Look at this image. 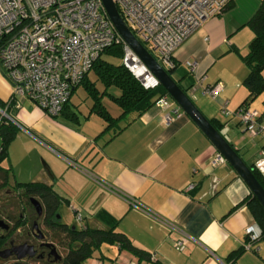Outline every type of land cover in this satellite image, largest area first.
I'll use <instances>...</instances> for the list:
<instances>
[{"label": "crops", "instance_id": "1", "mask_svg": "<svg viewBox=\"0 0 264 264\" xmlns=\"http://www.w3.org/2000/svg\"><path fill=\"white\" fill-rule=\"evenodd\" d=\"M258 2L230 0L219 13L203 18L171 52L177 62L172 75L182 84L189 82L184 60H196L197 72L203 75L201 85L187 91L205 115L222 121L219 131L246 163L253 161L264 145V134H250L234 113L221 111V104L233 110L247 94L242 83L247 66L235 49L243 53L247 48L252 30L245 22ZM261 74L264 77V66ZM214 82L219 88L213 96L202 91V85ZM9 93L10 85L0 72V98L6 99ZM168 97L170 105L153 102L104 130L103 118L88 111L89 106L79 114L69 104L76 110L75 120L63 113L47 114L30 99L20 98L12 107L21 125L17 123L20 128L7 144L9 178L51 183L70 209L72 221L74 212H79L81 223L90 226L114 221L133 243L165 262L264 264V236L244 247L234 259L227 258L231 249L245 242L244 226L254 219L241 201L250 189L226 159L210 162L217 148ZM248 105L264 108V88ZM166 112L169 120L163 118ZM15 141L22 143L23 149L27 148L25 142L38 143L36 155L26 152L25 175H18L22 171L15 170L8 149ZM177 238L181 245L176 244ZM120 250L117 248V253ZM103 253L108 264L116 260L115 255ZM127 257L134 255L124 250L121 260ZM95 258L91 256L83 264H91ZM141 264L156 263L147 260Z\"/></svg>", "mask_w": 264, "mask_h": 264}, {"label": "built area", "instance_id": "2", "mask_svg": "<svg viewBox=\"0 0 264 264\" xmlns=\"http://www.w3.org/2000/svg\"><path fill=\"white\" fill-rule=\"evenodd\" d=\"M113 1L135 36L156 51L164 64H171L169 57L174 47L203 18L219 13L228 0ZM118 41L122 45L121 62L141 84L153 86L159 82L117 32L101 0H0V72L10 85L5 102L17 106L20 98H28L43 112L57 113L95 56L107 45ZM184 63L194 78L188 87L191 93L201 85L203 75L197 72L195 59H185ZM201 87L213 96L219 83ZM168 95L161 93L154 102L170 105ZM171 109L180 113L177 106ZM221 111L234 113L250 134H264V121L261 120L264 108L258 110L242 103L229 110L222 103ZM0 113L11 118L5 107H0ZM170 117L168 112L163 116L165 120ZM65 159L75 163L68 157ZM224 160L218 149L210 157L212 164ZM253 165L264 179V145L258 150ZM73 216L81 220L79 212H74ZM170 225L178 228L175 224ZM244 230L243 246L249 247L259 237L261 229L253 219ZM175 242L181 245L180 238ZM101 263V258L91 262ZM116 264H135V257L123 258Z\"/></svg>", "mask_w": 264, "mask_h": 264}, {"label": "trees", "instance_id": "3", "mask_svg": "<svg viewBox=\"0 0 264 264\" xmlns=\"http://www.w3.org/2000/svg\"><path fill=\"white\" fill-rule=\"evenodd\" d=\"M230 0L226 2L224 7L229 4ZM223 7V8H224ZM118 8V7H117ZM119 10V8H118ZM252 30V36L247 42V48L243 53H240L237 49L242 61L247 66V71L242 78V83L247 88V94L240 101V104H247L264 88V77L261 74V69L264 66V0H259L255 10L250 14L245 22ZM142 44L154 55L152 49L143 41ZM102 53L120 56L122 55L121 42H113L104 47L97 56L92 60L91 65L88 69H92L95 74V78L100 79L103 83V88L99 89L95 84V80L91 79L87 72L88 69L83 73L79 81L82 87L85 89L87 95L91 98L88 111H93L101 116L104 120L102 130L112 127L117 124L120 118H124L127 113L135 111L136 113L141 112L147 108L151 103L155 101V98L165 93V88L157 82L153 86H143L141 82L130 72V70L120 61L114 62L102 56ZM155 56V55H154ZM156 57V56H155ZM171 64L161 63L167 72L172 76L176 83L191 96L187 88L193 82V75L190 70L186 69V75L189 78L187 84L180 83L176 77L172 75L171 70L176 66L175 60L172 54L169 57ZM183 74V75H185ZM76 84L70 89L69 95L61 104L58 113L77 120L76 110L69 106V96L76 86ZM114 84L118 86L119 92L113 93L107 90V86ZM107 94L113 101L120 107V111L117 114H111L108 109L104 106L101 96ZM192 98V97H191ZM237 105V106H238ZM0 107H5L7 115L0 113V187L8 184L11 173L9 164L5 165L1 160L7 155V144L11 138L16 134L18 124L15 118L11 115L12 104L6 103L4 99L0 98ZM53 114V115H56ZM211 124L219 130L222 121L215 115H206ZM126 119V118H124ZM15 120V121H14ZM116 126V125H114ZM116 128V127H115ZM257 180L264 188V179L262 174L253 165V161L247 163ZM11 188L17 194L24 197V202L29 203V195L36 196L42 206V219L45 225L50 229V234L53 231H58L62 234L60 238L62 243L66 245L64 253L58 258H48L49 264H83V259L87 256H92L95 248L99 249L98 254L93 257H107L102 251H100V243H114L120 250H126L132 253L135 257V264H141L143 261L152 260L156 264H172L165 262L158 258L152 257L151 253L133 243L129 236L122 230L115 227V222L109 223L104 226H90V225H75L74 223H68L61 221L56 217V208L60 201L59 193L54 189L51 183L43 180H11ZM248 206L253 218L257 221L260 226L259 237L264 236V208L258 201V199L252 194L247 193L242 200ZM21 208L23 209V203ZM11 216L12 220L9 222L7 229H0V246L3 244L7 235L11 234L12 231L17 229L18 225H24L29 219L28 214L25 216H19L17 213L14 217ZM51 218L49 221L48 219ZM43 232V236L53 243L51 237ZM61 242V241H60ZM244 249L243 244L231 249L227 253L228 259H234Z\"/></svg>", "mask_w": 264, "mask_h": 264}, {"label": "water", "instance_id": "4", "mask_svg": "<svg viewBox=\"0 0 264 264\" xmlns=\"http://www.w3.org/2000/svg\"><path fill=\"white\" fill-rule=\"evenodd\" d=\"M101 1L106 14L110 18L122 39L132 47L143 63H145V65L156 76L160 84L165 88L166 92L171 96V98L199 126V128L204 132V134L209 138L214 146L224 155L225 159L233 166L236 172L245 181L250 189V192L258 199L264 208V188L251 171L250 166L242 159L234 146L222 135V133L211 124L207 116L193 101V98H191V96L182 90V88L176 83V81L167 72L158 59L130 30L122 18L114 1ZM29 200L33 204L35 211L40 213L42 206L39 199L34 195H29ZM0 225L7 227L8 223L0 218ZM32 227L37 237H41L43 235V232L37 226L36 221L32 222ZM44 243L50 245L48 252L52 254L53 258H58L60 256V253L56 250V247L53 243L49 241H45ZM35 250L36 249L31 242L23 240L18 243H13L8 247L0 248V256H6L8 253L13 252L17 258H20L24 255H33Z\"/></svg>", "mask_w": 264, "mask_h": 264}, {"label": "rangeland", "instance_id": "5", "mask_svg": "<svg viewBox=\"0 0 264 264\" xmlns=\"http://www.w3.org/2000/svg\"><path fill=\"white\" fill-rule=\"evenodd\" d=\"M152 51H153L154 55L156 56V58L158 59V61L160 63H164V61L157 54V52L154 50H152ZM102 56L111 60V61H114V62L121 60L120 56L111 55V54H107V53H102ZM87 74L91 79L95 80V84L99 88L103 87L102 81L100 79L95 78L96 76H95L94 72L92 71V69H88ZM107 87L114 92H117L119 90L118 86H116L114 84H110ZM68 101H69V104L74 106L77 109V111L79 112V114H81L82 112L87 111L88 106L90 105V102H91V98L89 97V95H87V93H86L85 89L82 87V85L80 83H78V84H76V86L72 90ZM102 102L104 103V105L106 106L108 111L112 114H115L120 110V107L117 105V103L115 101H113L106 93L102 95ZM251 105H253V104H251ZM11 115L15 118L12 111H11ZM57 115H60V114L58 113ZM127 116H129L128 113L124 118H127ZM19 123L20 122L18 121V124ZM19 125H21V123ZM19 128L20 127L17 128V131L19 130ZM17 142L18 141H15V143H13V145H12V143H10V145H8V149L11 148L13 161L16 163L15 170L19 169L22 171L18 175H25V169H24L25 167L23 166V164H25V160L28 159V155H26V152L29 151V156H30V153H34V155H36L35 149L38 146V143H36L34 141L25 142L27 148L23 149L22 143L18 142V144H17ZM37 159L42 164L43 161H42V158L40 157L39 154H37ZM5 161H7V156H5L3 158V164H5ZM19 177H21V176H19ZM24 177H26V178H23V179H28L27 176H24ZM10 178H9L8 184L2 185L0 187V218L5 220L6 222L7 221L10 222L12 220L11 216H8V215H12V217H14V214H16L19 210H21L22 203L24 202L23 196L17 194L16 192H12L10 190V188L12 187L11 186V179L12 178L11 179ZM19 179H22V178H19ZM56 214H57L56 217H58L61 221H67L68 223H74L77 226L80 225V223H81V220H77L74 217H73V221H72L71 211L63 201H60L58 203L57 208H56ZM32 216L33 215L29 216V219L27 220V224H25L24 227L22 225L19 226L20 227L19 232L13 233V235H15L16 238L25 236L24 231L26 230V228H29L30 219ZM37 222H38V226L41 228V230L46 232V235L48 237L52 238L54 245L56 247V250L62 255L66 249V245L64 243H62V240L60 239L62 237V234L59 233L58 231H53L52 234H50L51 233L50 229L44 223L41 222V219L39 216L37 217ZM100 249L103 252L115 255L116 260L110 262L109 264H116V262L121 261V253H123L124 250L121 249L120 250L121 252L117 253V246L115 244L102 242L100 245ZM98 252H99V249L95 248L93 251V254H91V255L94 256V255L98 254ZM90 257H91L90 255L85 257L83 259V262L88 261ZM101 260H102L101 264H108L107 257H102ZM27 262H28V264H49L47 259H45V258L37 259L35 256L29 257L27 259ZM0 264H11V258L10 257H8V258L0 257Z\"/></svg>", "mask_w": 264, "mask_h": 264}, {"label": "flooded vegetation", "instance_id": "6", "mask_svg": "<svg viewBox=\"0 0 264 264\" xmlns=\"http://www.w3.org/2000/svg\"><path fill=\"white\" fill-rule=\"evenodd\" d=\"M11 191L14 192L13 190H11ZM28 201H29L30 204L23 202V207L24 208L23 209L21 208V210H19L17 212V214L19 216H22V217L25 216V215H27V214H28V216L33 215L31 217V219H30L29 228H26V230L24 231L25 236L24 237L16 238L15 235H13V233L20 231L19 230V228H20L19 226L20 225H18L17 229H15L14 231H12L11 234L7 235L6 239L4 240V242L0 246V248H2V247H8L9 245H11L13 243H18V242H21L23 240H26L28 242H31L34 245V247H35L36 250H35V253L33 255H24V256H22L20 258H17L13 252L8 253L6 256H0V257H3V258L10 257L11 258V264H28L27 259L29 257H31V256H35L37 259H39V258H45V259L53 258L52 254L48 252L50 245L44 243L45 241H50V240H48V238H45L43 235L41 237H37L35 235V231H34V229L32 227V222L33 221H36L37 222V217L38 216L40 217L41 222L44 223V221L42 219L43 218L42 217V214H43L42 213V207H41V212L40 213H37L35 211V209H34L33 204L30 202L29 198H28ZM48 220L50 221L51 218H49ZM7 223H8V226H9V221H7ZM8 226L7 227H3V226L0 225V229H7ZM37 226H38V222H37Z\"/></svg>", "mask_w": 264, "mask_h": 264}]
</instances>
